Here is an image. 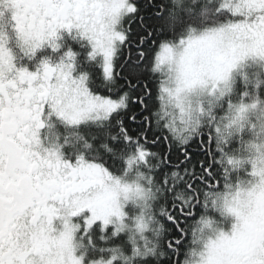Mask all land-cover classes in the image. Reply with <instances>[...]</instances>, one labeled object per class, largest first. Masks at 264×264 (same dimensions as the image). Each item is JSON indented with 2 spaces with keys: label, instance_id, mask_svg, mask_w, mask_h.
<instances>
[{
  "label": "snow or ice",
  "instance_id": "6c2138e0",
  "mask_svg": "<svg viewBox=\"0 0 264 264\" xmlns=\"http://www.w3.org/2000/svg\"><path fill=\"white\" fill-rule=\"evenodd\" d=\"M186 7L196 26L178 42L159 44L151 68L164 77L159 108L145 116L150 94L133 100L129 83V91L109 98L90 75L99 65L112 93L118 54L134 43L123 24L138 16L135 0H0V264H84L76 234L82 230L79 238L92 245L93 225L101 240L110 228L112 237L126 232L130 249L112 247L90 264H164L165 257L172 264L189 220L192 243L202 247L183 264H264V100L253 95L248 102V91L231 98L234 70L248 61L264 65V0H221L205 12L196 11L199 3ZM140 22L138 46L153 36L149 22ZM61 31L86 42L94 63L77 71L69 50L56 63L19 64L20 55L31 60L45 44L56 51ZM147 57L139 51L136 59ZM153 121L170 135L153 131ZM58 126L67 134L54 131ZM84 127L97 129L98 145L79 134ZM205 130L216 151L205 147ZM246 130L254 140L242 138ZM149 133L153 146L163 140L168 149L150 151ZM198 136L204 158L193 162L190 141ZM237 138L240 148L233 150ZM103 151L120 156L113 165L122 164L123 175L110 170ZM217 165L224 167L222 190L211 183ZM241 170L254 179L242 180ZM128 203L134 215L126 213ZM201 204L231 218L230 227L208 215L195 220ZM73 218L83 220L82 229Z\"/></svg>",
  "mask_w": 264,
  "mask_h": 264
},
{
  "label": "trees",
  "instance_id": "16d2710c",
  "mask_svg": "<svg viewBox=\"0 0 264 264\" xmlns=\"http://www.w3.org/2000/svg\"><path fill=\"white\" fill-rule=\"evenodd\" d=\"M139 8L138 16L128 21L125 20L123 27L130 29V35L134 41L131 45H125L122 47L118 54V58L115 65V71L118 73L116 77V85L113 87L112 93H109L104 87L102 74L100 73L99 65H96L97 72L90 74L94 77L93 82L96 88L99 90L98 94L108 95L109 98H118L117 93L123 94L129 91V83L135 85L134 91L132 92V99L135 100L137 95L141 92H146L150 94L151 99L148 100V111H144L143 115L148 116L151 112L157 111L159 108L158 100V89L159 83L162 79L158 72H152L151 68L155 62V55L159 49V44L161 42H178L181 35L184 34L188 27L196 26L192 17L187 10L188 5L199 3L200 8L197 12H205L206 8L212 4H219L221 0H182V6L178 7L173 3V0H135ZM157 9H159V15H157ZM140 17H144L151 27H148L147 31L152 32L153 36L148 39L147 44L139 45L135 42L138 41L140 36L145 34V28L140 22ZM227 19V17L225 18ZM82 51V50H81ZM139 51H147L148 57L145 61L138 63L137 55ZM83 56L79 62V66L84 68L86 64L94 63L87 62L85 57V52L82 51ZM81 54V53H80ZM131 54V59L129 55ZM242 68H240L241 70ZM239 70V71H240ZM262 73L258 70H251L249 68H243L240 73L237 74L235 80H233V92L231 94L232 100L238 101L240 94L244 91L249 92L247 98L248 102L251 101V97L255 95L257 98L264 100V85L260 83L259 85L251 86L244 83V78L247 77L251 80H260ZM134 108H138L137 105H132ZM122 116L124 115L123 110H121ZM258 112L250 115V120L252 122H257ZM125 123L129 124L127 117L124 116ZM147 126V125H146ZM130 129L135 132L137 125L129 124ZM153 131L157 132L161 137L170 135L167 130H160L155 128L154 121L152 122ZM80 135L88 138L89 143L99 144V133L95 127L81 128L79 131ZM113 134H115V127L113 125ZM205 140V147H211L212 151H216L214 140L208 141V132L205 130L203 133ZM152 138V133H149V143L147 145L148 149L152 152H165L168 149V145L161 140L160 143L153 146L150 141ZM245 141L254 140L251 130H246L242 137ZM200 137L193 138L190 141L189 151L192 154L193 162L203 159L202 150L200 149ZM116 148H120L121 145L112 142ZM240 138H237L233 145V150H239L240 148ZM177 147L175 144L172 145V155L175 161L178 154ZM95 154V153H92ZM103 156V160L109 166L110 170L116 175H123L122 164L116 163L113 165V160H119L120 156L117 155L113 157L111 153L103 151L100 153ZM217 160L221 157L217 154ZM250 171V168L248 169ZM216 172L218 173L217 179L211 183L215 184L220 190L223 189L224 184V167L222 165H217ZM247 175L243 170H241L240 177ZM233 178H235V173H232ZM207 190V189H205ZM202 199V198H201ZM132 206L128 205L126 207V213L131 215ZM200 215H208L212 219H218V213H215L211 209H205L201 204L199 210H194L195 220H199ZM194 223L193 220H189L185 225L186 231L182 234V243L175 255L171 256L172 264H183L185 253L191 243V228L190 225ZM107 231V230H106ZM93 241L94 243L89 246L87 242L84 243L82 254L84 255L85 261L106 259L110 254L107 249L112 247H120L121 251H125V245L130 249V244L127 239V233H120L116 237L111 236V228L106 232L105 239H100V231L98 228L93 229ZM175 239V237H173ZM167 243V241H165ZM125 254H128L125 251ZM130 254V253H129ZM164 264H168V258H163Z\"/></svg>",
  "mask_w": 264,
  "mask_h": 264
},
{
  "label": "flooded vegetation",
  "instance_id": "af4514ba",
  "mask_svg": "<svg viewBox=\"0 0 264 264\" xmlns=\"http://www.w3.org/2000/svg\"><path fill=\"white\" fill-rule=\"evenodd\" d=\"M56 43L59 45V47L56 51H53L48 44H45L40 49H38L36 51V53L34 54V56L32 57L31 60H28L26 57H23L22 55H20L19 56V64L21 66H26V67L31 69V68H34L36 65H38L43 60H48L50 63H56L60 60V58L63 56V54L69 50L75 54L78 65H79V62L81 61V58L83 56L82 51L85 52L84 54H85V57L87 58L86 42L81 41L79 38H76L72 35H69L66 32L61 31L60 33H58V38L56 40ZM85 61H87L88 63L92 62V61H88V60H85ZM99 68H100V73L102 74V68L100 66H99ZM241 68L242 69L243 68H249L251 70H258L259 72H261L262 75H261L260 81L264 85V65L258 64L256 62L248 61V62H245L244 66ZM81 69L82 68L80 66H78L77 71H79ZM54 131H56L61 136L67 134V132L63 126H58L57 128L54 129ZM73 222L79 223L81 225V229H82V227H83V220L82 219L73 218ZM94 227H96V226L93 225L92 229H90L92 239H94L93 238ZM79 235H84L82 230L76 234L77 243L82 245L81 247L77 248V255H82L83 260L85 262L84 264H89L90 262H93L95 260L85 261L84 255L82 254V249H83L84 243L87 241L80 239ZM89 246L91 247V245H89Z\"/></svg>",
  "mask_w": 264,
  "mask_h": 264
},
{
  "label": "clouds",
  "instance_id": "9594fccd",
  "mask_svg": "<svg viewBox=\"0 0 264 264\" xmlns=\"http://www.w3.org/2000/svg\"><path fill=\"white\" fill-rule=\"evenodd\" d=\"M230 39H232V38H231V37H225V38H224V41L227 42V41L230 40ZM160 54H161V56L164 55V53H160ZM165 70H167V69H165ZM159 74H160V73H159ZM160 76H161V78H164L162 74H160ZM245 173H247V172L245 171ZM241 179H242V180H253L254 178L251 177V176H249L248 173H247V175L241 177ZM216 220H217V222H218V225H219L220 227L224 228V229H228V228L230 227L231 223L233 222V221L231 220V218L220 217L219 214H218V219H216ZM74 223H76V222H74ZM201 247H202V246L199 245V244H193V243H192V239H191V243H190V245H189V247H188V249H187V251H186V253H185L184 261H185V260H188V259L191 258V253H192L193 250H199ZM197 259H198V258H197Z\"/></svg>",
  "mask_w": 264,
  "mask_h": 264
},
{
  "label": "rangeland",
  "instance_id": "374dc122",
  "mask_svg": "<svg viewBox=\"0 0 264 264\" xmlns=\"http://www.w3.org/2000/svg\"><path fill=\"white\" fill-rule=\"evenodd\" d=\"M158 51H159V49H158ZM157 51V52H158ZM240 68H238V69H236V70H234V73H233V80H235V78L237 77V74L238 73H240L241 71H242V69L240 70ZM132 177L131 176H129V177H126V179H131ZM128 205H131L132 206V209H131V215H134L135 214V212H136V209H135V207L131 204V203H128V204H126L125 205V211H126V207L128 206ZM131 215H129V216H131ZM85 263V262H84ZM90 264V263H89Z\"/></svg>",
  "mask_w": 264,
  "mask_h": 264
}]
</instances>
